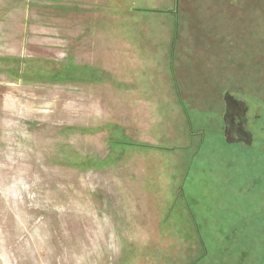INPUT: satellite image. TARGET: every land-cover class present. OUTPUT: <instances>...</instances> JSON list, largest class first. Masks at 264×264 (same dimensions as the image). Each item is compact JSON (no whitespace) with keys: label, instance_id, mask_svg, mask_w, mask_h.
Returning a JSON list of instances; mask_svg holds the SVG:
<instances>
[{"label":"rangeland","instance_id":"374dc122","mask_svg":"<svg viewBox=\"0 0 264 264\" xmlns=\"http://www.w3.org/2000/svg\"><path fill=\"white\" fill-rule=\"evenodd\" d=\"M0 264H264V0H0Z\"/></svg>","mask_w":264,"mask_h":264},{"label":"water","instance_id":"95a60500","mask_svg":"<svg viewBox=\"0 0 264 264\" xmlns=\"http://www.w3.org/2000/svg\"><path fill=\"white\" fill-rule=\"evenodd\" d=\"M223 102L225 113L223 115L224 140L226 144L233 145L242 143L250 146L252 134L247 130L245 115L247 106L244 102L235 100L228 93H224Z\"/></svg>","mask_w":264,"mask_h":264},{"label":"trees","instance_id":"16d2710c","mask_svg":"<svg viewBox=\"0 0 264 264\" xmlns=\"http://www.w3.org/2000/svg\"><path fill=\"white\" fill-rule=\"evenodd\" d=\"M73 67H70V70L68 69L67 72H62L61 70H54L52 77H50L48 80V82H53V83H63L66 82L68 80H80V77L84 76L83 72L85 71H78V70H73ZM88 72H91V70H89ZM87 73V72H86ZM89 74V73H87ZM52 78H58V79H52ZM46 80V79H43ZM87 79L84 77L83 81H86ZM92 80V79H91Z\"/></svg>","mask_w":264,"mask_h":264},{"label":"flooded vegetation","instance_id":"af4514ba","mask_svg":"<svg viewBox=\"0 0 264 264\" xmlns=\"http://www.w3.org/2000/svg\"><path fill=\"white\" fill-rule=\"evenodd\" d=\"M225 93H228L229 95H231L235 100L242 101V100H239L238 98H236L234 95L230 94L229 92H225ZM242 102H243V101H242ZM245 105H246V103H245ZM246 106H247V105H246ZM247 108H248V107H247ZM248 112H249V108H248V110H247V113H246V115H245V118H246V123H247V130L250 132V130H249V128H248V117H247ZM224 113H225V106H224ZM224 113H223V115H224ZM223 115H222V127H223V135H222V136L224 137ZM250 133H251V132H250ZM251 134H252V133H251ZM223 141H224V143H225L224 138H223ZM253 142H254V138H253V136H252V143H251L250 146H246V145H244V144H242V143L233 144V145H234V146L236 145V146H243V147H246V148H251L252 145H253Z\"/></svg>","mask_w":264,"mask_h":264},{"label":"bare ground","instance_id":"6f19581e","mask_svg":"<svg viewBox=\"0 0 264 264\" xmlns=\"http://www.w3.org/2000/svg\"><path fill=\"white\" fill-rule=\"evenodd\" d=\"M30 170V169H29ZM29 172H31V171H29ZM24 175H25V173H24ZM28 175V174H27ZM19 179V178H18ZM21 180H23V179H21ZM20 180V181H21ZM27 181V180H26ZM22 182H24V180L22 181ZM47 182H48V180H47ZM35 184V183H34ZM38 184H39V182H38ZM23 189V188H22ZM27 189V188H26ZM47 191V190H46ZM21 193V192H20ZM19 193V194H20ZM24 193V192H23ZM17 195V194H16ZM48 195V194H47ZM22 196V195H21ZM32 196V195H31ZM36 196V195H35ZM46 196V195H45ZM18 198V197H17ZM38 199V198H37ZM31 201V200H30ZM35 201V200H34ZM49 201V200H48ZM47 202V201H46ZM35 204V203H34ZM51 204V203H50ZM26 205V204H25ZM28 205V204H27ZM29 205H30V203H29ZM50 208H52V207H50ZM44 212H45V210H44ZM44 216V215H43ZM40 218V217H39ZM46 219V218H45ZM45 227V226H44Z\"/></svg>","mask_w":264,"mask_h":264}]
</instances>
